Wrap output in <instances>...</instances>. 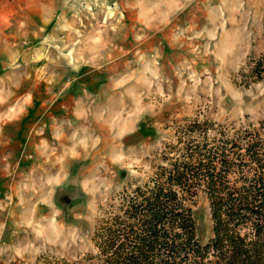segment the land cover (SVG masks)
Here are the masks:
<instances>
[{
	"label": "rangeland",
	"instance_id": "374dc122",
	"mask_svg": "<svg viewBox=\"0 0 264 264\" xmlns=\"http://www.w3.org/2000/svg\"><path fill=\"white\" fill-rule=\"evenodd\" d=\"M262 55L264 0H0V264H90L181 148L263 137Z\"/></svg>",
	"mask_w": 264,
	"mask_h": 264
},
{
	"label": "trees",
	"instance_id": "16d2710c",
	"mask_svg": "<svg viewBox=\"0 0 264 264\" xmlns=\"http://www.w3.org/2000/svg\"><path fill=\"white\" fill-rule=\"evenodd\" d=\"M264 72V55L251 70ZM264 133V125L262 124ZM181 148L151 186L119 198L99 227L90 264H264V136ZM202 190L212 237L201 245L191 205ZM79 264V263H71Z\"/></svg>",
	"mask_w": 264,
	"mask_h": 264
},
{
	"label": "crops",
	"instance_id": "0c3cea01",
	"mask_svg": "<svg viewBox=\"0 0 264 264\" xmlns=\"http://www.w3.org/2000/svg\"><path fill=\"white\" fill-rule=\"evenodd\" d=\"M2 122H3L2 125H4L5 121H2ZM2 125L0 124V148L5 149V147L7 145V131L5 129H4V131H1ZM17 136L18 135L15 134V135H11L10 137L12 139V138H17ZM19 142L21 143L20 140H19ZM14 143H15V145H17V140L14 141ZM1 159H3V158H1ZM3 187H4V184H2L0 181V192L3 190Z\"/></svg>",
	"mask_w": 264,
	"mask_h": 264
}]
</instances>
